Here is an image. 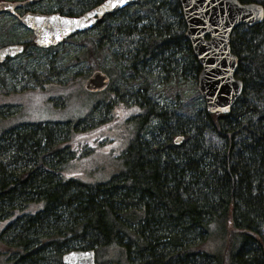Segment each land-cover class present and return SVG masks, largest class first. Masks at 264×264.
Instances as JSON below:
<instances>
[{
    "label": "trees",
    "instance_id": "trees-1",
    "mask_svg": "<svg viewBox=\"0 0 264 264\" xmlns=\"http://www.w3.org/2000/svg\"><path fill=\"white\" fill-rule=\"evenodd\" d=\"M103 1L49 0L38 11L80 15ZM94 29L97 43L90 40L83 57L95 71V50L108 45L118 65L101 93L121 70L139 79L130 105L117 102L137 109L120 122L128 119L133 137L110 157L116 168L103 167L109 178L91 180L98 159L86 173L65 172L76 152L94 147L82 140L83 119L4 130L0 264H62L66 251L91 248L100 263L264 264V23L231 35L244 82L232 110L201 106L185 116L144 94L153 73L166 83L198 81L180 0H140Z\"/></svg>",
    "mask_w": 264,
    "mask_h": 264
},
{
    "label": "rangeland",
    "instance_id": "rangeland-1",
    "mask_svg": "<svg viewBox=\"0 0 264 264\" xmlns=\"http://www.w3.org/2000/svg\"><path fill=\"white\" fill-rule=\"evenodd\" d=\"M48 2L41 0L28 8L42 11ZM18 12L22 15L24 9ZM34 38V32L20 18L0 12V46L16 42L28 43L23 54L0 67V76L3 78V82L0 81V135L4 130L21 124L62 123L83 119L78 129L84 132L82 140L94 143V150L87 149L81 157L76 152L68 160L65 172L86 173L98 159L91 180L108 179L109 174L101 175L103 167L108 173L110 169H115L110 157L117 159L119 152L127 148L133 137L132 130L126 126L128 119L125 123L120 122L137 112V109H124L125 106L117 102L130 105V95L138 91L139 79H132L128 76L130 72L121 70L108 92H89L86 89V80L94 70L91 61L83 55L91 44L90 40L97 43L95 29L72 35L50 48L37 46ZM92 45L95 46L94 43ZM95 53L101 69L111 74V69L118 67L108 45L103 48L98 46ZM148 86L149 90L144 94H147L151 103L166 106L170 110L176 109L178 114L191 115L205 106L204 98L198 93L197 81L178 78L166 83L153 73L148 79ZM123 90L128 93L123 94ZM92 133L96 135L91 137ZM102 155L107 157L103 159ZM2 226L3 223H0V228Z\"/></svg>",
    "mask_w": 264,
    "mask_h": 264
},
{
    "label": "water",
    "instance_id": "water-1",
    "mask_svg": "<svg viewBox=\"0 0 264 264\" xmlns=\"http://www.w3.org/2000/svg\"><path fill=\"white\" fill-rule=\"evenodd\" d=\"M39 0H1L0 12L18 14L21 7ZM140 0H104L80 15L60 12L43 13L27 10L19 15L22 23L34 32V41L41 48L61 44L66 38L87 32L109 13L118 12ZM186 23V37L201 66L198 90L204 98L208 113H229L244 92V82L237 77L240 58L232 51L231 35L241 25L254 27L264 23V4L241 0H180ZM65 20L73 21L66 24ZM25 51L23 42L0 46V62L15 58ZM111 76L104 69H96L87 78L89 92H102L111 84ZM62 264H118L100 263L96 250L71 249L62 256Z\"/></svg>",
    "mask_w": 264,
    "mask_h": 264
},
{
    "label": "flooded vegetation",
    "instance_id": "flooded-vegetation-1",
    "mask_svg": "<svg viewBox=\"0 0 264 264\" xmlns=\"http://www.w3.org/2000/svg\"><path fill=\"white\" fill-rule=\"evenodd\" d=\"M20 9H24V12L25 11H27L25 8H20ZM19 9V10H20ZM4 13H11V12H4ZM12 15H15L16 17H18V18H20V16L19 15H21V14H19V12H18V14H14V13H11ZM20 20H21V18H20ZM24 43H26V42H24ZM50 48V47H49ZM10 59H13V58H9V59H7L5 62H7L8 60H10ZM5 62H3V63H5ZM99 93V92H98Z\"/></svg>",
    "mask_w": 264,
    "mask_h": 264
},
{
    "label": "snow or ice",
    "instance_id": "snow-or-ice-1",
    "mask_svg": "<svg viewBox=\"0 0 264 264\" xmlns=\"http://www.w3.org/2000/svg\"><path fill=\"white\" fill-rule=\"evenodd\" d=\"M118 3H123L124 0H117ZM64 23L66 24H70V23H73V21H70V20H65Z\"/></svg>",
    "mask_w": 264,
    "mask_h": 264
}]
</instances>
